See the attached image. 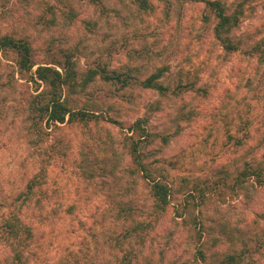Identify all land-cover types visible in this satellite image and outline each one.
<instances>
[{
	"label": "rangeland",
	"instance_id": "rangeland-1",
	"mask_svg": "<svg viewBox=\"0 0 264 264\" xmlns=\"http://www.w3.org/2000/svg\"><path fill=\"white\" fill-rule=\"evenodd\" d=\"M47 1L62 7L57 0ZM219 1L231 10L236 0ZM41 2L11 0L7 14L17 22L7 20L5 27L13 25L29 38L37 64L54 66V61L65 60L62 50L72 53L77 78L75 94L66 89L69 103L75 109L88 105V111L121 125L100 121L47 129L42 138L32 134L29 90L17 80L15 69L0 63V218L3 209L11 211L31 228L28 263L119 264L124 252L114 240L123 241L118 233L125 226L114 219L108 197L113 185L87 165L86 153L99 141L111 142L119 157L121 200L146 206L136 218L147 221L153 200L143 172L129 174L123 142L128 126L146 118L153 139L142 143L140 152L156 178L168 185L169 205L144 245L125 242L135 261L222 264L229 255H241L239 264H264V57L248 52L255 46L264 52V0L248 5L234 32L240 50L231 55L214 39L212 23L203 21L201 3L146 0L144 11L133 0H100V7L89 0H67L76 18L55 11L50 21ZM90 70L98 75L84 86ZM158 71L156 81L168 89L166 95L141 86ZM104 74L126 81L106 80ZM188 81L205 94H172ZM50 144H59L60 154L44 165L40 151ZM248 166L262 170L261 182L250 178L237 185L236 178ZM43 168L46 177L32 199L18 198ZM188 192L198 199L195 215L199 212L200 218L199 224L185 226L176 218V208ZM195 232L202 234L200 244ZM199 248L205 263L197 255ZM9 253L0 235V261ZM211 253L217 254V262Z\"/></svg>",
	"mask_w": 264,
	"mask_h": 264
},
{
	"label": "trees",
	"instance_id": "trees-1",
	"mask_svg": "<svg viewBox=\"0 0 264 264\" xmlns=\"http://www.w3.org/2000/svg\"><path fill=\"white\" fill-rule=\"evenodd\" d=\"M11 0H0V63L6 62L4 64L11 66L15 69L17 74V80L23 81L25 87L29 90V95L27 101L29 103V116L31 117V124L29 125V130L32 134L42 136L46 135V130L51 129V131H58L62 126L84 124L88 123L98 124L100 121H105L106 123H113L116 125H121L120 122L116 120H105L101 114H96L94 112L88 111V105H85L81 109H75L69 103V98L66 96V89L69 90L71 94H75V82L77 78V72L75 71V64L71 60L72 53L62 50V55H65V60L63 63L59 61H52V65L58 67L61 71L57 70L54 66L37 64L35 60L34 47L30 42L29 38L25 35H19L18 29L10 25L5 27L7 20H11V24L16 25V19L14 15L8 11L10 10ZM87 1V0H79ZM97 7H100V0H89ZM135 4L142 10H146V0H133ZM188 3H201L203 5L202 19L206 23H212V34L214 39L221 46L225 54H233L240 50V41L234 36V32L239 29L241 24V19L243 18L248 5L252 0H236L233 4V8L229 10L227 6L219 0H183ZM28 3V1H26ZM44 11L50 14L46 17L47 20L51 21V17L55 15V11L62 12L66 18L73 20L76 18V13L73 9L67 6V0H57L60 6L56 9V6L52 5L47 0H42ZM41 2V3H42ZM19 23V21H18ZM251 56L258 54L259 58L264 57V52L259 46L252 47L249 51ZM12 55L11 58L7 55ZM11 64V65H10ZM36 66L35 70L33 68ZM105 70L102 71L104 73ZM162 71L151 75L141 82V86L145 89H153L158 91L161 95H166L168 89L157 82L156 80L160 78ZM101 73V74H102ZM98 73L94 70H90L84 80V86L87 82L95 79ZM103 78L106 80L115 79L122 84L125 83V79L121 80L120 76H115L114 78L104 74ZM14 79V76L13 78ZM11 79V80H12ZM192 91L195 93L205 94V90L197 86V83L193 81H188L187 84H178L172 91L173 95H180L185 91ZM90 104V103H88ZM152 108L156 109L157 105H151ZM158 109V107H157ZM156 109V110H157ZM29 117V120H30ZM39 118V121L37 122ZM100 118H102L100 120ZM147 123L146 118L138 119L134 123L128 126L127 132L129 135H125L123 139L125 148L127 149L130 166L129 174L134 175L135 172H143V182L145 187L149 192L150 199L153 200L152 207L154 209L153 215H150L149 219L137 220L136 217H140V209H145L146 206H141L139 201L132 199L121 200V189L123 187L122 178L117 174L118 167V155L115 149L110 148V143L107 140H103V143L99 141L98 145H93L88 147L89 153L86 163L91 166L98 177H107L113 185V189L109 191L110 203H112V209L114 210V217L116 221L123 224L120 233L123 241L115 238L114 242L116 246H120L124 252L123 257L120 259L119 264H138L135 254L132 251L131 246H125V242L130 244L131 240H136L139 245H144L146 238L154 230V226L158 223L159 219L164 215V211L169 205V187L156 178V173L149 166L148 163L144 162L142 159V154L140 152V146L142 143H150L153 136L147 131L145 125ZM46 126V127H45ZM163 142H166V138H162ZM48 149L41 152L43 157L42 162L44 165H48L51 158H58L55 154L59 151V144H50ZM45 153L47 155H45ZM55 153V154H54ZM84 173H78L80 175H85ZM263 173L259 168L246 167L236 178V184L241 186L250 178H255L257 182H261ZM46 177V170L43 168L39 173H37L33 178L29 180L26 184L25 189L18 194V198H23L24 200H31L32 194L41 188L42 181ZM87 177H91L89 173ZM220 184V182H219ZM119 189V190H118ZM42 192V190H41ZM201 196L203 192L200 190ZM197 197L193 195V192H188L182 203L176 208V218L182 220V223L187 226L191 224H199L198 216L195 215L196 199ZM201 202V201H200ZM1 208V207H0ZM121 219V220H120ZM203 229V226H200ZM0 235L3 236L5 244L8 246L9 254L8 257L0 261V264H29L28 258L26 256V249L29 242L33 238V232L31 228L24 225L20 218L13 212L3 209L0 218ZM195 238L197 244H200L202 239L201 232H195ZM197 255L202 260V262L207 261L204 250H197ZM241 255H239L240 257ZM212 260L218 261V256L216 253H211ZM239 257L234 255H229L221 262L222 264H239ZM152 259L144 260L143 264H151ZM211 264V263H209ZM219 264V263H217Z\"/></svg>",
	"mask_w": 264,
	"mask_h": 264
}]
</instances>
